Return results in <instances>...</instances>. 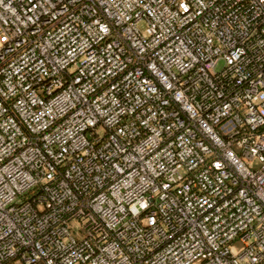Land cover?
<instances>
[{"label":"built area","instance_id":"obj_1","mask_svg":"<svg viewBox=\"0 0 264 264\" xmlns=\"http://www.w3.org/2000/svg\"><path fill=\"white\" fill-rule=\"evenodd\" d=\"M34 6L0 37V264H264V0ZM97 19L91 88L28 59Z\"/></svg>","mask_w":264,"mask_h":264},{"label":"clouds","instance_id":"obj_2","mask_svg":"<svg viewBox=\"0 0 264 264\" xmlns=\"http://www.w3.org/2000/svg\"><path fill=\"white\" fill-rule=\"evenodd\" d=\"M107 3V0H100L101 7H105ZM43 7V5H42ZM0 9H3L5 13H10L12 16H15V20L13 23L17 24L16 32L13 34H9L8 30L6 28H0V37H3L5 35L9 36V39H11V35H19L20 34V25L27 26L30 21L34 22L35 19H38V14L35 13V6L31 11H33L34 16H26L22 19L21 16L16 14V9L12 7V0H0ZM106 10V9H105ZM56 15L53 14V19L56 18ZM0 19H4L3 16H0ZM5 23H7V19H5ZM103 27L104 32L101 33L100 29ZM40 29L39 26H37L36 32L39 33ZM84 31L88 34L87 37H85L79 30L69 27L67 24H65L64 28L59 29V31L53 35L49 34L47 39H45L43 46L40 44H36L34 48L31 49V55L28 56V59L35 60L37 57L35 56L36 49H40V54H44V50L47 48H54L55 52L58 53L57 55H53L51 57V63L54 66V69L60 70L67 68L69 64L71 63H79V58L84 57V64L81 68V76H84L85 74L87 76H92V73L94 71H99V76H93L92 81H90L89 84L83 86L86 88H91L92 83H99L100 80H102L106 72L101 70L104 68V59L97 58L94 54L89 53L87 51L88 48L92 46V43H97L98 39L102 40L104 36L108 33V26L107 24H101V21L99 19L95 20L92 25H85ZM86 43V46H85ZM0 47H3V45H0ZM21 45H15L13 46L12 50H15L16 48H20ZM69 49L71 51H69ZM102 53H108L110 56L111 53L108 49H102ZM28 59H25V55H21L19 57L20 63H22L25 67L27 66ZM43 65V61L40 62V65H33L34 68H37L39 70V67ZM111 68L116 67L115 61H113L110 64ZM149 67H152V65H149ZM17 70L16 66L13 65V71L15 72ZM22 70V69H21ZM55 71L53 72V75H55ZM115 71L112 72V75H115ZM81 76H77L74 78L75 80H79ZM127 79V77H125ZM77 91H79L77 89Z\"/></svg>","mask_w":264,"mask_h":264},{"label":"rangeland","instance_id":"obj_3","mask_svg":"<svg viewBox=\"0 0 264 264\" xmlns=\"http://www.w3.org/2000/svg\"><path fill=\"white\" fill-rule=\"evenodd\" d=\"M27 197H31V195H29V196H27ZM22 201H24V198H23V200Z\"/></svg>","mask_w":264,"mask_h":264}]
</instances>
